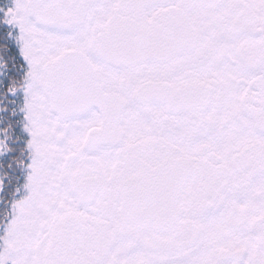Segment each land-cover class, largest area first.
<instances>
[{
	"label": "snow or ice",
	"instance_id": "1",
	"mask_svg": "<svg viewBox=\"0 0 264 264\" xmlns=\"http://www.w3.org/2000/svg\"><path fill=\"white\" fill-rule=\"evenodd\" d=\"M0 264H264V0H0Z\"/></svg>",
	"mask_w": 264,
	"mask_h": 264
}]
</instances>
